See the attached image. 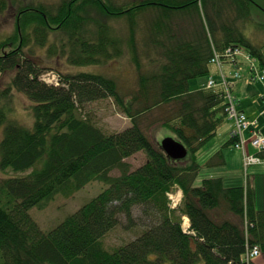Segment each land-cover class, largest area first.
<instances>
[{
    "label": "trees",
    "instance_id": "16d2710c",
    "mask_svg": "<svg viewBox=\"0 0 264 264\" xmlns=\"http://www.w3.org/2000/svg\"><path fill=\"white\" fill-rule=\"evenodd\" d=\"M11 6L15 29L0 41V71L15 70L11 86L32 101L34 121L10 119L0 105V169L19 173L0 177V264H257L247 248L264 251V209L252 184L229 186L221 176L198 183V153L228 119L230 97L239 100L233 87L243 72H231L224 85L216 63L236 69L249 59L252 83L264 69V43L247 33L249 23L264 28L252 19L255 0H0L1 13ZM228 48L245 57L232 59ZM36 49L72 65H102L129 53L138 88L125 94L114 76L60 69L58 83L46 82L42 74L52 66L33 59ZM197 77L206 81L193 89ZM109 97L131 122L120 131L106 132L81 113ZM172 103L175 109L150 118ZM156 119L187 147L185 158L173 159L153 140ZM239 140L231 136L224 146ZM140 151L147 159L132 169L126 159ZM96 180L107 186L55 227L42 229L30 214ZM179 189L182 199L172 206L169 195ZM135 206L149 213L142 232L108 249L104 236L122 216L134 224Z\"/></svg>",
    "mask_w": 264,
    "mask_h": 264
},
{
    "label": "rangeland",
    "instance_id": "374dc122",
    "mask_svg": "<svg viewBox=\"0 0 264 264\" xmlns=\"http://www.w3.org/2000/svg\"><path fill=\"white\" fill-rule=\"evenodd\" d=\"M21 1H29V2H56L58 0H21ZM257 6L253 7L252 19H254L257 23L264 24V0H255ZM15 10L14 6H11L8 10L4 12H0V41L5 39L9 34H11L15 29ZM252 21V20H251ZM255 23H249L248 27V35L252 38L255 43H264V28L255 26ZM45 49H36L33 52V59L37 61L41 65H50L51 69H48L45 73L42 74V77L45 78L49 83L59 81L58 71L59 69L63 72H80V71H89V72H100L106 73L108 75L114 76L118 81L119 89L125 93H131L134 89L138 88V72L136 70V66L134 62L131 60L129 53H126L124 56L120 58L110 59L106 63L102 65H72L67 59L62 55L55 56H47L45 55ZM141 60L146 65L150 66V61L146 58L145 55L141 56ZM248 62V61H247ZM217 62L214 70L216 72H220L225 78L222 81L225 83L227 81L226 76H232L233 74L229 73H238L242 71V79H246L248 82L252 83L249 79L251 78V73H248L250 70L247 66L242 65L241 70L238 68L234 69L233 63L221 64ZM257 67V66H254ZM259 70V69H258ZM15 74V70L9 71H0V105L6 103V109H9V117L13 120H18L26 125H33L34 117L31 113V104L32 101L30 98L22 91L18 90L11 86L12 78ZM256 79L259 80L258 85L260 86V91L264 93V87L261 84L264 83V79H262L261 75L264 74V69H260L259 72H256ZM206 81V77H197L191 80V86L196 88L204 84ZM261 81V82H260ZM263 82V83H262ZM224 85H227L225 83ZM258 86L255 85L254 88H250V94L252 91H257ZM5 91V92H4ZM7 91V92H6ZM4 92V94H2ZM10 95V96H7ZM6 96V97H5ZM177 107L174 103L165 105L163 108H156L150 114L151 119H158L162 110L165 112L167 110H173ZM161 109V110H160ZM81 113L85 117L92 118V120L103 130L106 132H116L124 129L128 125L131 124L130 119L119 109L118 106L114 103V101L109 98L99 99L96 101L88 102L83 109H81ZM148 120V121H151ZM156 119V120H157ZM148 121L145 120V123L148 124ZM264 121V119H263ZM155 123L150 132L151 137L156 142H161V140L166 136L173 135L172 132L163 128L162 125L157 121ZM153 121L150 122V124ZM235 125V124H234ZM236 127V125H235ZM250 126L248 125L247 128ZM3 129V128H2ZM1 129V130H2ZM256 131H259L256 129ZM261 132H264V125H261ZM247 135V134H246ZM229 139V138H228ZM226 139V140H228ZM226 140H222L217 136V133L210 142L211 145L205 148L203 153L201 154V158L199 161L203 164L209 159L210 151L213 148H220L221 150H226L227 146ZM214 141V142H213ZM252 141V139L250 140ZM208 144V143H207ZM206 144V145H207ZM249 147L251 146L250 142H248ZM233 146V145H232ZM243 147L245 148V143L243 142ZM226 148V149H225ZM253 148V147H252ZM252 152V149H250ZM254 150V149H253ZM214 151H216L214 149ZM234 156L230 157L229 165H210L204 168L198 179V183L201 182V178L206 176H214L220 177L224 176L226 178L225 182L229 184V181L232 179V183L237 184L238 182H242L245 175L252 174L253 168L250 166L243 167L239 164V155L241 152L238 149H233ZM147 159L146 154L143 151H140L126 159L129 163H131L132 169L137 168L142 165ZM243 164V160H242ZM19 173H15L13 171H3L0 169V177L16 175ZM22 174V173H20ZM25 174V173H24ZM113 175L120 174L118 169L112 171ZM229 179V180H228ZM249 181V179H248ZM263 184V183H262ZM262 184L260 187H262ZM107 184L103 181H92L88 183L86 186L82 187L80 190L74 192L73 194H58L54 199L49 201L47 205L44 207H33L30 209V214L32 217L39 223L42 229L49 230L55 227L59 222H61L68 214L77 210L81 205L91 200L97 194H99ZM182 194L181 191H178ZM179 193H175V196H179ZM173 196V195H172ZM175 199V198H174ZM134 218L135 222L128 226L129 221L125 216H122L121 223L107 233L103 242L108 249H114L115 247L124 244L132 239H134L138 234L142 232V220L141 219H149V213H144L142 211L141 206L134 207ZM254 259L258 260L260 264H264V251H261L259 255L254 257Z\"/></svg>",
    "mask_w": 264,
    "mask_h": 264
},
{
    "label": "crops",
    "instance_id": "0c3cea01",
    "mask_svg": "<svg viewBox=\"0 0 264 264\" xmlns=\"http://www.w3.org/2000/svg\"><path fill=\"white\" fill-rule=\"evenodd\" d=\"M245 65L247 66L246 61H241V64L239 65L240 67L238 68L239 70H241V66ZM229 73H231L229 71ZM232 74V73H231ZM257 85L258 86V90L257 91H252V93L250 94V88H254V86ZM262 87H264V84H261ZM193 88V87H192ZM195 89V88H193ZM233 90L235 92V94L238 96V107L240 110L244 111L247 116L249 117V119L253 122H255L256 124L255 129H258L259 131H261V125H264V93L260 91V86L258 85V83H250L248 82L246 79H238L235 81L234 83V87ZM235 129V125L234 122L232 120L226 119L224 122H222V124L219 126L218 130H217V136L222 139V140H226V139H231L232 136V132ZM247 134V135H246ZM264 134V132H263ZM253 136V133L251 132V129H247L245 130L244 134H243V139H244V143H245V148L241 149V148H237L234 145H229L227 146L225 149L226 150H221L220 148H213L210 151V156L209 159L204 162L202 165V170L207 166L206 163H208L209 161H211L213 159V161H216L217 164L219 162H221L218 165H223V166H228L229 162H230V157L234 156L233 149H238L241 152V155H239V164L243 166L242 164V160H243V156L244 154H248V155H252L257 153V149L252 145L251 137ZM214 139V138H213ZM228 139V140H229ZM226 140V141H228ZM214 142V141H213ZM248 142H250L251 146L249 147ZM212 143V142H210ZM207 144L204 148H202L199 151V159L201 158V154L203 153V151L205 150V148L209 147V145L211 144ZM253 147V148H252ZM214 149L216 151H214ZM252 149V152L251 150ZM254 149V150H253ZM221 151V155H219V152ZM223 156V159L221 158ZM216 165V164H215ZM253 168V172L252 174H249L250 177V183L252 184V187L255 189L256 192V206L259 209H264V162H262L261 164H255L251 166ZM209 173V172H208ZM205 174V177H207ZM212 176V175H210ZM224 178V181L226 180V178L224 176H221ZM229 180V179H228ZM232 179L229 181V184L226 183V185H234L235 183L231 182ZM241 183V182H238ZM263 183V184H262ZM262 184V187H260V185ZM255 262L257 264H260L258 262V260L255 259Z\"/></svg>",
    "mask_w": 264,
    "mask_h": 264
},
{
    "label": "built area",
    "instance_id": "2783aa9c",
    "mask_svg": "<svg viewBox=\"0 0 264 264\" xmlns=\"http://www.w3.org/2000/svg\"><path fill=\"white\" fill-rule=\"evenodd\" d=\"M241 53V49H232V48H228L227 50V54L230 55L231 57L235 56V55H238ZM239 74L236 73V76H238ZM262 79H264V74L261 75ZM213 81H210L209 82V85H213ZM227 111L229 113V117L234 120L235 122V125H236V134L237 135H242V132L247 129L248 125L250 126L252 124V122L249 121L247 115L240 111L235 102L233 100H231V97H230V105L227 107ZM253 135L255 136L253 141H252V144L257 147L259 150H263L264 151V136L261 135L259 132L253 130ZM238 147H243V140L241 139V141L239 143L236 144ZM261 162V158L257 155H247L245 154L244 156V164L245 166H249L251 164H254V163H259ZM173 195V196H172ZM171 199H172V203L173 205H176L179 201H180V196H175L174 197V194H171L170 195ZM175 198V199H174ZM188 221V219L186 218V222ZM260 253V249L255 246L251 249H248V252H247V257H248V260L251 258V257H254L256 255H258Z\"/></svg>",
    "mask_w": 264,
    "mask_h": 264
},
{
    "label": "water",
    "instance_id": "95a60500",
    "mask_svg": "<svg viewBox=\"0 0 264 264\" xmlns=\"http://www.w3.org/2000/svg\"><path fill=\"white\" fill-rule=\"evenodd\" d=\"M161 148L173 159H183L188 154V149L174 136H166L160 142Z\"/></svg>",
    "mask_w": 264,
    "mask_h": 264
}]
</instances>
